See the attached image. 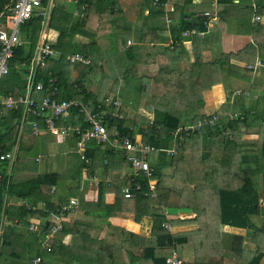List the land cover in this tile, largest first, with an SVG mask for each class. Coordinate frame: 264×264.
I'll return each instance as SVG.
<instances>
[{
	"label": "trees",
	"instance_id": "trees-1",
	"mask_svg": "<svg viewBox=\"0 0 264 264\" xmlns=\"http://www.w3.org/2000/svg\"><path fill=\"white\" fill-rule=\"evenodd\" d=\"M55 3L56 13L52 14L49 27L57 32V38L51 46L54 51L60 53V57L57 60L48 57L44 67L37 66L35 80H43L47 84L48 78H55V85L59 89L58 100L74 98L83 101L92 111L102 116L108 115L104 122L108 131L112 130V133L118 132L120 135L128 134L132 139L138 132L143 135L144 142L158 149L162 147V150L149 155V158L155 159V163L151 166L152 178L156 179L153 190L155 195L151 196L149 193L144 196L137 191L132 198L125 197L121 190L122 186L126 187L132 183L125 179L124 182H114L108 186L100 182L97 199L89 202L79 190V185L73 186L67 180H61L57 171L44 172L28 181L13 182L11 177L8 179L6 172L8 161H0V213L5 210L4 214L7 216L17 219L21 224H27L31 219H44L70 198L75 197L78 199L80 212L91 217L87 222L65 221L62 232L71 234L70 242L64 244L61 237H54L51 241V250L43 252L39 245L40 238L31 234L37 242L35 245L32 241H25L24 234L19 233L16 227L7 225L0 245V264H32L31 259L37 254L42 256L40 264H104V260L107 264H166V257L173 251H176L177 255L183 259L184 264H189L190 259H185L186 248L193 244V239L198 236V225L201 222L206 223L207 226L208 224L230 225L248 230L247 236L233 235L232 242L238 239L236 244L240 246V251L243 254L251 253L252 264L261 263L264 257V230L252 222L251 216H264V211L259 206L260 194L256 188V186L259 187L258 177L260 174L264 175L263 167L258 166L264 164V90L257 97L252 96L247 99L245 88L252 85L256 70L264 63L261 61V64L254 68L235 67L237 69L234 71L224 68L223 62L218 59L221 63L213 62L209 70L202 69V75L201 71L199 76L197 71L194 75L195 72L191 71V68L195 63L190 62L189 53L184 49L183 41L187 39L186 37L191 40L200 37L196 34L186 36L183 33L185 30L196 28L205 31L203 37L206 36L211 27L208 28L203 24L208 16L195 14L202 12L203 8L200 6L180 4L176 0L175 3L178 4L176 6L182 13L191 15L190 20H183L181 15H178L174 19L170 17L169 24L166 19H162L164 24H161L159 19L163 18L165 8L154 5L152 0H78L77 2L55 0ZM3 4V2L0 3V11ZM75 11L78 14H75ZM172 12L167 11L169 14ZM39 20L40 17L34 15L21 26L22 44L15 48L9 71L0 82V95L25 94L28 67L36 50L38 32L41 31ZM165 24L168 25V30ZM135 31L138 39L136 41L139 43L128 44V35ZM169 32L175 42L173 40L170 45H167L163 40L167 39ZM76 35L87 38L89 42L81 46L75 40ZM204 44H206L205 40ZM71 45L81 46L79 50L90 59V63L84 65L79 76L70 78L69 71L50 67L48 63L50 61L60 63L65 55L64 52ZM252 49L255 51V46H252ZM258 49L262 57V47L259 43ZM187 61L190 63L187 64ZM255 61L254 54L246 64L254 65ZM94 68L97 69L94 70ZM173 76H176V79ZM97 79L101 80L102 84L98 88L99 93L95 94L92 87ZM130 80H134L137 84L135 86L138 95L137 106L155 105L158 108L164 105L165 107V104L169 102L166 99L176 102L175 96L179 91L191 92L187 95L193 99V96L209 91L213 85L221 83L228 96L227 101L224 102L226 104L229 103V98L232 99V92L237 89L242 90L241 94L235 96L236 101L231 102L239 111L229 113L225 117L215 114L217 119L213 124L210 122L213 115L199 116V119L207 120L200 125L197 124L198 120L194 122V118L186 111L189 105L181 111L168 110L158 113L160 116L154 117L151 124L149 119L142 118L131 111L127 112L121 109V106L118 112L122 113V118L112 117L109 114L116 107L110 108L108 103L104 104V99L108 98L107 95H114L118 87L127 84ZM118 81L120 84L112 90ZM87 82L89 85L86 84ZM192 88H194L193 91ZM36 93L32 95L42 96L48 91L44 89ZM194 101L193 107L196 109L203 104L200 98ZM98 104H101V109L97 107ZM171 105L174 104L171 102ZM76 111L78 108L71 109L73 116L77 114ZM21 115V109H3L0 113V152L10 151L19 142ZM137 116L139 118H136ZM221 117H224V120L220 122ZM135 119L142 121L138 123ZM40 123L43 126L42 120ZM133 123L137 128H131ZM220 124L223 128L234 129V133L230 134L229 138L225 136L229 140L234 139L235 133H240L237 127L247 130L245 132L249 134L258 135L256 147L250 152L251 156L257 159L256 167L244 169L239 166L233 170L231 166L226 165L221 155L219 159L223 164L218 166L220 169L215 166L214 161L208 164L209 156H205L198 145L200 141L211 137L216 131L221 132ZM186 125H191L192 128L180 132L173 139V132ZM105 144L107 145V143L93 142L94 148H91V145L88 147L86 152L88 162L81 160L80 170L86 168L92 174L97 171L95 164L98 160L94 157L95 147L98 148L100 156L102 152L111 151ZM192 146L196 148L193 147L189 151ZM172 147L176 149V153L168 154L165 150ZM124 161L129 166L125 158ZM205 165H209L214 171H219L216 173H222L221 177L225 173L233 180L235 177L232 174H239V172L241 176L232 181L237 183L234 188L226 186L229 181H221L226 189H220L216 199L212 197V191L203 186L202 174L210 175L203 169L207 167ZM165 167L173 168L168 176L163 173ZM135 180L141 184L147 183V179L141 173L135 176ZM80 181L79 179L78 182ZM108 191L115 192V199L111 204L104 201ZM5 193L8 196L30 201L32 205H38L37 202L43 201V209L39 207L28 210L23 205H8L5 208ZM207 205L215 206V211L208 212ZM168 206L189 207L194 209L196 215L190 219H167L163 207ZM123 213L131 214L134 221L138 223L143 218H151V233L144 236L110 224L109 217ZM195 222L198 223L195 224ZM163 223L170 224L171 230L164 228ZM177 227H182V230H178ZM259 236H261L260 240L257 241ZM246 237L249 238L250 243H254L255 248L252 251L247 248ZM16 241H22L17 249L12 245ZM30 248L36 251L30 252ZM27 255L29 260L22 258ZM231 255L232 253L225 250L222 257L228 258Z\"/></svg>",
	"mask_w": 264,
	"mask_h": 264
},
{
	"label": "crops",
	"instance_id": "crops-1",
	"mask_svg": "<svg viewBox=\"0 0 264 264\" xmlns=\"http://www.w3.org/2000/svg\"><path fill=\"white\" fill-rule=\"evenodd\" d=\"M0 1L4 3L3 4V8H4V6L10 4L13 0H0ZM175 1L176 0H167V1L165 0L164 2L161 1L162 4H156L152 0V3L154 5L158 7L162 6L165 8L163 18L159 19V22L161 24H164L163 20L166 19L167 9L172 7H173V12L169 14L171 18L174 19L178 17V15H181V19L190 20L191 15L182 13L181 9L178 6H176L178 4H176ZM178 1L180 2V4L183 3L195 7L198 6L202 7L203 8L202 12H197L195 14L199 16H208V19L204 20L203 24L205 26V22H208V28L211 27L208 30L205 37L198 35L200 38H193L192 40L189 39V37H186L187 39L183 41L184 49L189 53L190 62L195 63L194 67L191 68V71L195 72L194 75H196V71H197V76H199L200 71L202 75L203 74L202 69L209 70V68L212 67L213 62L215 63L220 62L218 61V59L223 62L224 68L231 69L234 71L235 69H237L235 67H240V66L245 67V64L250 59L253 58L254 54L256 56V59H260L264 63V0H178ZM68 5H70V3ZM55 7H56V3H54L51 7L52 9L50 10V19L52 14L54 12L56 13ZM209 10L211 12H204ZM211 14H215V16L212 17ZM256 15H260L261 18L259 20H256ZM165 26L166 29L168 30L169 28L168 25L165 24ZM52 31H53L52 33L48 34V38L50 36L51 37L50 40L51 39L56 40L57 35H55L54 37L56 31L53 28ZM22 36L23 34L21 29V37ZM128 38H129L128 40L131 41L130 44L139 43L136 41L138 39H137V35L135 34L131 33L130 35H128ZM173 40L174 39H172L171 33L169 32L167 39H164L163 41H165L164 44H169ZM204 40L206 41V44H204ZM54 41L53 42L51 41V43H54ZM258 43L261 44L262 47L261 49L263 53L262 57L259 55ZM252 46H255L256 48L255 51L252 49ZM190 62L187 61V64H189ZM80 70L81 69H79L78 71L75 69L70 70L68 72L69 77L71 78V77L79 76L81 73ZM100 83L98 82L94 85V87H92L94 91H98V88L100 87ZM125 87H130L129 83L118 87L115 93H113L114 98L117 99V101L119 102V107L121 106V109L123 108V110L127 112L131 111L133 113H136L142 116V118H146V116L148 115L151 116L152 118L149 119L150 124L152 123L154 117L160 116L158 115V113L165 112L168 110L181 111L185 109L186 105H189L186 108V111L191 115L192 118L195 115L203 116L206 114H211V116L213 114H217V116L221 114V116L225 117L228 116L227 114L229 113L239 111L238 108H235V106H233L234 104L233 105L231 104L232 101H236L235 100L236 97L232 99L229 98L230 104L224 103L227 101L228 96L221 83H217L213 85L209 91L193 96L194 97L193 99H191V97L187 95L188 93L191 92L185 91L184 93H182V91H179L177 93L178 95L175 96L176 102H173L171 99H166L169 100V102L165 104V107L163 105V106H159L158 108H156L155 105H150L148 107L138 105L137 108L134 107L133 105H131L132 104L130 101L131 99L123 98L125 94L121 93V91L122 88L124 89ZM193 90L194 88H192V91ZM262 90H264V65L256 70V73L254 74V79L252 80V85L245 88V94L246 96L253 94V97H257L258 94L262 93ZM88 91H90V89ZM134 91L136 92L135 88L133 89V92ZM231 95L233 96V92ZM34 97L40 98L41 96L37 95ZM199 98L203 101V104L200 108L196 109L195 107H193L195 102L194 100ZM171 102L174 105H171ZM184 103L185 105L183 106ZM76 112L77 114L75 116H73L72 112H70V115L67 120L60 121L58 123L59 124L67 123L72 126L85 127L86 121H83V116L79 111ZM141 113L146 114V116L141 115ZM224 117H221L219 121L220 122L223 121ZM21 118L22 115L20 117V129H19L20 140L16 145H14L11 148L10 151H6V152H11L13 156L11 159L0 160V161H8L6 172L9 176L8 179H10L11 177V180L13 182L28 181L37 178L38 175L44 172L57 171L59 172V176L61 177V180L62 179L67 180V182L72 184L73 186L79 185L80 186L79 190L83 192L85 199L89 202H94L97 199V194L98 191L100 190L99 189L100 182H104L108 186L114 184V182L120 183V182H124L125 179L130 180L132 183L126 187L125 185L122 186L121 188L122 191L124 188L132 187L134 184L138 182L137 180H135V176L137 174H133L131 167L128 166L124 161V158L122 156L123 151L120 147H115L114 145L109 143V141L102 142V143H107V145L106 144L105 145L111 151L104 153L102 152L100 156H99L100 152L98 148L95 147L94 157L97 158L98 162H96L95 164L97 171H94V173L92 174L89 171H87L86 168H81L80 170L81 160L84 161L86 160V162H88L89 158L86 155V152L88 151V147L91 145V148H94L92 146L93 142H95L96 144H98L99 142L95 140H90L87 143V147L85 151L86 158L82 159L80 156L72 152V149H74V147L76 146L77 135L75 136L70 132V134H68L67 136H55L51 134L48 130H46L45 125L43 124L42 126V123H40L42 131L39 134L35 135L31 132L30 126L27 123V121H22ZM136 118L139 117L137 116ZM28 119H30V117H28ZM135 120L138 123L142 121V120L139 121L137 119ZM131 128L133 129L137 128L135 123H133V126H131ZM219 128L222 129L221 132L216 131L215 133L212 134L211 137H209L211 140L216 142L217 146L210 149L208 154L209 156L208 164L211 161H214L216 163L215 165L216 167L223 164L222 160L219 159L220 157L219 151L223 147L231 150L232 152L238 149L246 153L252 152L255 149L256 144L258 142L257 134L255 135L252 133L249 134L245 132L247 130L244 131L243 128L237 127V129H240V133H235L234 139L231 137L232 139L229 140L227 138H229L228 136H230V134L234 133L233 131L234 129L223 128L222 124H220ZM116 134L117 132L112 133V130L108 131L109 139H111V141L114 140ZM128 136L130 137V135ZM225 136H227V138ZM142 138L143 135L138 132H136V134H134L133 136V139L136 142L146 143ZM204 144H205V140L204 141L202 140L199 142L198 145V148L199 150L202 151V153H204ZM193 147L194 146H192V148L189 151H191ZM31 151H36V155L34 156V158H30L28 156ZM18 152L21 153V155L19 154L20 157H25L23 158V160L22 158L16 159L18 157ZM0 153H4V152H0ZM110 158L111 160L108 161V159ZM16 163L18 168L15 166ZM149 163L150 166H152V163H155V159L149 158ZM203 169H205L210 173V175L209 174L205 175L206 173L202 174L201 178L203 179V186L207 190L208 189L211 190L212 197L216 199H218V191L220 189H226L225 188L226 186H231L234 188L237 183H234L232 181H235L237 177L241 176V172H239V174L233 173L232 176L235 177V179L232 180L230 176H228L225 173L221 177L222 173H216L219 171H214L212 167H210L209 165ZM172 170H173L172 167L171 168L165 167L163 173L168 176L171 174ZM79 179L81 180L80 183L78 182ZM225 180L229 181V184H227L226 186L221 182ZM258 180H259L258 181L259 187L256 186V188L258 189L260 194V192L264 190V187L263 189H260V186L262 184L264 185V175L260 174ZM4 198H5V202H4L5 208L8 205H13V206L21 205L22 201H25L29 206H34V207L37 206L29 203L30 201L21 200L18 199L17 197L8 196L7 193L4 194ZM114 199H115V192L108 191L104 201L106 203L111 204L114 202ZM37 203L38 206H40V209H43L44 206L43 201H39ZM177 207H183V206H177ZM165 208L166 207H163L164 212H165ZM36 209L38 208L36 207ZM206 209L208 212H213L215 211V206L207 205ZM4 213L5 210H2V212L0 213V219H1L0 223H2L3 228L5 229L7 225L12 226L11 223H16L15 226L17 228L16 230L19 231V233L24 234V240L32 241L35 245L37 244V242L34 240L33 236H31V234L33 233H31L28 229L30 223L33 222L39 225V227H43L45 225L47 226L51 225L50 215L46 216L44 219H36V220L31 219L27 224L24 223L21 224L18 222L17 219L15 218L12 219V217L7 216ZM165 215L167 219H178V218L190 219L195 217L196 212L194 211V209H192V213L190 214H182V215L179 214V215L170 216L167 215L165 212ZM198 216L200 217V212ZM90 219L91 217L82 214L79 208L75 212L70 213L68 217H64L61 224L63 225L65 221L70 222L72 220L87 222L90 221ZM263 219H264L263 215L251 216L252 222L257 227H260L263 224L262 223ZM108 221L110 222L111 225L117 228L121 227L125 230L137 234H142L144 236L149 235L152 229L151 218L148 217L143 218L138 223L134 221L133 216L129 213H123L122 215L119 216H111L108 218ZM197 223L198 222H195V224ZM188 224L191 225L190 223ZM198 228H199L198 236H196L193 239V244H190L189 247L186 248L187 254L185 255V259L186 258L190 259L191 263L189 264H252L253 263L250 262L251 253L243 254L240 251V246L236 244L238 239H235L232 242L233 235L236 234V235L247 236L249 234L248 230L244 228H236L230 225L208 224L207 226L206 223H202V222L199 223ZM177 229L181 231L182 227H177ZM62 230L58 232L56 235H54V237H61V241L64 244H67L71 240V234L63 233ZM33 235L40 238L39 245L43 252L45 250L42 246L44 239L43 234H39V235L33 234ZM229 237H230V242H228ZM260 237L261 236L257 238V241L260 240ZM53 238L49 240L50 245ZM21 242L22 241L20 242L16 241L13 242L12 245H14L13 247L17 249L21 245ZM245 242L247 244V248L250 249L251 247L249 244L248 237H246ZM30 249H31L30 252L36 251V249L35 251L32 248ZM225 250H228V252L232 253V255L229 256L228 258L222 257L224 255ZM36 256H41V254H37ZM36 256L32 257V259H34ZM22 258L29 260L28 255L27 257L22 256ZM181 260L183 263L182 258ZM104 264H107L106 260H104ZM259 264H264V257L261 263Z\"/></svg>",
	"mask_w": 264,
	"mask_h": 264
},
{
	"label": "built area",
	"instance_id": "built-area-1",
	"mask_svg": "<svg viewBox=\"0 0 264 264\" xmlns=\"http://www.w3.org/2000/svg\"><path fill=\"white\" fill-rule=\"evenodd\" d=\"M77 2L78 0H69ZM156 4H162L161 0H153ZM54 0H13L10 4L4 6L0 11V82L2 78L9 71V64L13 56V52L17 46L22 44L21 39V26L31 19L34 15L40 17L41 31L40 45L36 47L35 57L28 68L27 73V83L25 94L14 95H0V113L3 109H14L22 110V121H27L30 126L31 132L35 135L39 134L41 130L40 120L43 121L45 129L55 136H67L68 134L77 135L76 146L72 149L76 155L85 159V151L87 143L90 140H95L99 143L108 142L115 147H120L123 151V156L128 162L132 169L133 174L141 173L144 178L147 179L146 184H141L137 182L132 187L124 188L123 193L127 198H132L135 196L137 191H140L142 195L147 196L149 193L154 196V188L156 180L152 178L153 170L149 163V155L154 151H160L161 149L156 148L153 145L147 143L136 142L134 139L130 138L128 135H120L118 132L111 141L108 135V128L104 124L105 119L108 115L103 114L105 118L98 112L92 111L88 104L83 101L76 100L74 98L58 100L57 95L59 93L58 87L55 85V78H48L47 84L43 80H35V71L37 66L44 67L46 65V59L55 54L51 42L48 41V28L50 21V10ZM84 6H86L84 4ZM168 12L173 11V7L167 9ZM75 14H78L75 11ZM212 17L215 14H211ZM260 15H256V20H259ZM166 22L169 24L171 18L169 13L166 15ZM46 25V26H45ZM205 26H208V22H205ZM206 32L196 28L185 30L183 35L191 36L192 34H197L203 36ZM171 41L169 44H171ZM131 43L128 40V44ZM85 56V55H84ZM79 53L69 54L66 59L70 62L81 61L84 63L89 62V60ZM261 60L256 59L254 65L245 64L247 68H254L256 65H260ZM47 89L48 93L42 95L40 98H35L32 93L43 91ZM242 90L237 89L233 92L234 98L236 95L241 94ZM108 103L110 108L116 107L109 115L116 118H122V113L118 112L119 102L117 99H105L104 104ZM98 108H102L101 104L97 105ZM78 108V111L83 116L84 121H86L85 127L72 126L67 123H58L60 121H65L68 119L71 109ZM31 116L30 119L28 117ZM216 118L213 114L211 123ZM191 125H186L177 128L173 132V139L182 131H187L191 129ZM75 132V133H74ZM168 154H175L176 149L174 147L165 150ZM11 152L0 153V160H7L12 158ZM26 208L29 210H34L36 207L29 206L25 203ZM78 207V200L76 198H71L63 204L61 207L57 208L55 212L50 214L51 225L39 227L35 223H30L28 229L33 234H43L44 239L42 246L46 251L51 250V245L49 240L54 237L58 232L63 229L61 224L64 217H68L70 213L75 212ZM1 220V219H0ZM164 228L170 229L168 224H162ZM45 228V229H44ZM3 225L0 223V245L3 237ZM42 261L41 256H36L31 260L32 264H40ZM166 264H183L182 260L177 256L175 252L167 256L165 259Z\"/></svg>",
	"mask_w": 264,
	"mask_h": 264
},
{
	"label": "rangeland",
	"instance_id": "rangeland-1",
	"mask_svg": "<svg viewBox=\"0 0 264 264\" xmlns=\"http://www.w3.org/2000/svg\"><path fill=\"white\" fill-rule=\"evenodd\" d=\"M54 3H55V0H54ZM46 26V25H45ZM48 28V27H47ZM53 31H52V29L49 27V30H48V33H52ZM136 31L133 33V34H135L136 35ZM55 35H57V33L55 32V34H54V37H55ZM50 36H49V38H48V41L49 42H53L54 40L53 39H51L50 40ZM56 38H57V36H56ZM75 40L77 41V42H79L80 44H81V46H84L85 45V43H88L89 42V40L87 39V38H85V37H83V36H81V35H76L75 36ZM40 42H41V37H40V32H38V39H37V44H36V47L38 46V45H40ZM128 43V42H127ZM52 44V43H51ZM130 44V43H129ZM167 45H170V44H167ZM81 46H77V45H75L74 47H73V45H71V46H69L68 47V50L66 51V52H64V57L62 58V60H61V62L60 63H58V62H53V61H50L49 63H48V66H50V67H53V68H56V69H58V68H62V70H66V71H70V70H72V69H75V70H79V69H82V68H84V65H86V64H89L90 63V59L88 58V57H86V56H84V54L81 52V50H79V47H81ZM36 49V48H35ZM54 50V49H53ZM55 53H59V52H57V51H54ZM73 52V53H72ZM66 53H67V55H69V54H75V53H79V54H81V55H83L84 57H86L88 60H89V62H87V63H84V62H81V61H75V62H70V61H67V57H66ZM33 57H35V52H34V56ZM49 58H51V57H49ZM47 61H48V58L46 59V63H47ZM61 65L63 66V67H61ZM114 67H115V65H114ZM113 67V68H114ZM98 68V67H97ZM97 68H94V70L95 69H97ZM102 70V69H101ZM113 70V69H112ZM173 78L174 79H176V76H173ZM99 79H97V80H95L96 81V83H100V81H98ZM98 81V82H97ZM93 82V81H92ZM91 83V82H90ZM127 83H129L131 86L130 87H125L124 89L122 88V91H121V93H123V94H125L124 95V99H131L130 101H131V105H133L134 107H136L137 108V104H136V101H137V97H138V95H137V90H136V88H135V86L137 85L136 84V82L135 81H133V80H130L129 82H127ZM86 84H88L89 85V82H87ZM102 83H100V85H101ZM120 84V82L118 81L117 82V84L115 83L114 84V86H113V88H112V90H114L118 85ZM135 88V90H136V92L134 91L133 92V89ZM128 90V91H127ZM173 92H176V91H173ZM95 94H98L99 92L98 91H95L94 92ZM121 95V94H120ZM108 96V100H111L112 98H114V96L113 95H107ZM253 96V94H251V95H249V96H246V98L248 99V97H252ZM115 99V98H114ZM247 99H246V101H247ZM76 100H78V99H76ZM80 101V100H79ZM211 108V107H210ZM141 115H143V116H146V114H144V113H141ZM152 117L151 116H146V119H151ZM194 122L196 121V120H198V122H197V124L198 125H200V124H202L203 122L204 123H206L207 122V120L206 119H204V120H201V119H199V116L198 115H195L194 117ZM216 119H217V117L213 120V123L216 121ZM213 123H211V124H213ZM27 127V126H26ZM205 140V144H204V155H208L209 154V151H210V149L211 148H213V147H216L217 145H216V142H214L213 140H211L210 138H205L204 139ZM155 152V151H154ZM153 152V153H154ZM220 155H221V157L223 158V160L225 161V163H226V165L227 166H231L232 167V169L233 170H236L237 168H239V166H242L241 168H244V169H246L245 167H247V168H253V167H256L257 166V159H255V158H253L252 156H251V153L250 152H248V153H246V152H242V151H240V150H238V149H236L234 152H232L231 150H229V149H227V148H225V147H223L222 149H220ZM152 153V154H153ZM15 154H17V153H15ZM21 155V153H19L18 152V157L16 158V159H19V158H22V160H23V158H25V157H20V155ZM152 154H150V155H152ZM36 155V151H31L30 153H29V157L30 158H34V156ZM244 158H247V159H244ZM16 167H17V163H16V165H15ZM18 166H19V164H18ZM258 166H262L263 168H262V170H264V164L263 165H258ZM18 168V167H17ZM17 168H16V170H17ZM241 168H240V170H241ZM20 170V169H19ZM21 171V170H20ZM163 172H164V170H163ZM156 184V183H155ZM263 187H264V185L262 184L261 186H260V189H263ZM152 196V195H151ZM25 201H22L21 202V205H23V206H25ZM27 204V203H26ZM36 206V205H35ZM259 206H260V208L261 209H263L264 210V190L263 191H261L260 192V202H259ZM26 207V206H25ZM37 208H39L40 206H36ZM77 209H79V207H77ZM76 209V210H77ZM75 210V211H76ZM182 215V214H181ZM171 216V215H170ZM262 225L260 226V228L261 229H263L264 230V219H263V221H262ZM11 225L13 226V227H15L16 226V223H11ZM236 235V234H235ZM240 236H242V235H240ZM228 242H230V237H229V240H228ZM258 243H260V242H258ZM249 244H250V250H253L255 247H254V243H250L249 242Z\"/></svg>",
	"mask_w": 264,
	"mask_h": 264
},
{
	"label": "water",
	"instance_id": "water-1",
	"mask_svg": "<svg viewBox=\"0 0 264 264\" xmlns=\"http://www.w3.org/2000/svg\"><path fill=\"white\" fill-rule=\"evenodd\" d=\"M60 57V53H55L51 56V59L57 60ZM165 212L168 215H181V214H190L192 213V209L188 207H174L168 206L165 208Z\"/></svg>",
	"mask_w": 264,
	"mask_h": 264
},
{
	"label": "clouds",
	"instance_id": "clouds-1",
	"mask_svg": "<svg viewBox=\"0 0 264 264\" xmlns=\"http://www.w3.org/2000/svg\"><path fill=\"white\" fill-rule=\"evenodd\" d=\"M167 215H168V214H167ZM163 224H167V223H163ZM168 225L170 226V224H168ZM168 230H171V226H170V229H168ZM173 252L176 253V251H173ZM173 252H172V253H173ZM172 253H171V254H172ZM171 254H170V255H171ZM176 254H177V253H176ZM177 256H178V255H177ZM178 257H179V256H178ZM179 258H180V257H179ZM180 259H181V258H180Z\"/></svg>",
	"mask_w": 264,
	"mask_h": 264
}]
</instances>
